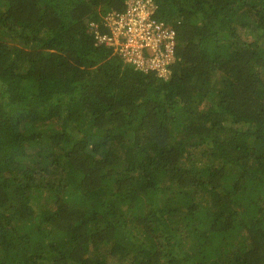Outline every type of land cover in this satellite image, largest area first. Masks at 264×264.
<instances>
[{
    "label": "trees",
    "instance_id": "16d2710c",
    "mask_svg": "<svg viewBox=\"0 0 264 264\" xmlns=\"http://www.w3.org/2000/svg\"><path fill=\"white\" fill-rule=\"evenodd\" d=\"M124 2L0 0V264H264V0H151L166 80Z\"/></svg>",
    "mask_w": 264,
    "mask_h": 264
},
{
    "label": "built area",
    "instance_id": "2783aa9c",
    "mask_svg": "<svg viewBox=\"0 0 264 264\" xmlns=\"http://www.w3.org/2000/svg\"><path fill=\"white\" fill-rule=\"evenodd\" d=\"M124 5L122 12L112 11L89 23L94 45L111 48L125 64L166 80L175 57L173 29L154 19L157 6L151 0H126Z\"/></svg>",
    "mask_w": 264,
    "mask_h": 264
},
{
    "label": "clouds",
    "instance_id": "9594fccd",
    "mask_svg": "<svg viewBox=\"0 0 264 264\" xmlns=\"http://www.w3.org/2000/svg\"><path fill=\"white\" fill-rule=\"evenodd\" d=\"M126 1V0H125ZM125 3V2H124Z\"/></svg>",
    "mask_w": 264,
    "mask_h": 264
}]
</instances>
